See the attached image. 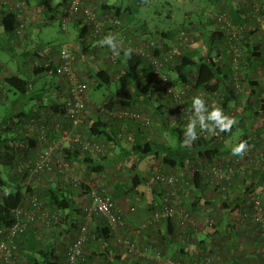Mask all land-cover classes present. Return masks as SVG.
I'll return each instance as SVG.
<instances>
[{"label":"trees","instance_id":"obj_1","mask_svg":"<svg viewBox=\"0 0 264 264\" xmlns=\"http://www.w3.org/2000/svg\"><path fill=\"white\" fill-rule=\"evenodd\" d=\"M27 1L29 4L31 3L30 0ZM48 1H36L44 24L50 23L54 18L53 14H49V10L52 8ZM67 1L61 0L59 5L65 7ZM147 1L117 0L115 4L105 1L103 5L106 8L102 5L101 7L106 11L115 13L122 19L125 27L131 30L130 34L135 36L136 39H141L142 36L139 37L137 33H142L146 36L143 39L160 44L161 49H157L155 53H159L162 49L170 48L179 31L183 29L187 30L193 39L191 44H195V47H191L192 45L183 46L176 58L167 63L166 70L169 76L178 88L189 86L187 105L194 111L193 100L199 97L198 91H204L214 94L219 98L220 106L232 116L235 123L229 131H220L214 122L208 121L209 130L207 137L199 136L193 140L186 134L188 124L185 123L184 117L178 114L170 95L161 87V83L153 74L148 60L133 51L123 50L116 65L107 63L105 67H101L91 73L89 76L91 80L89 86L90 93L91 88H93V91L100 90L103 87L108 88L109 92L100 93L99 96H96V102L94 103H101L111 109L129 108L139 111L145 110L152 117V125L145 126L141 121L135 119H116L96 109L99 115L86 127V134L103 141L106 146L105 152L100 155L88 154L82 153L77 148H73L66 149L65 155L71 162L72 159H77L80 155L86 157V160L89 162V167L87 166V168H90V172L85 175L91 176L95 172L104 171L108 166L102 159L108 153V149L111 146H120L119 157L122 159L134 157L136 160L134 161L135 163L131 164L132 172L129 177V186L123 185V181L121 182L123 186H126L128 192L135 191L139 186L148 181V177L138 171V163L147 157L158 160L164 169L162 171L164 173H180L181 169H190L193 166L200 165L202 160H213L214 157L223 155V151L225 150L224 141L231 136L233 131L243 126L240 137L246 136L248 128L244 125L245 119L248 117L253 116L256 119H260L264 125V92L263 95L257 98L254 96L255 91L261 89V85L264 87V82L261 78H258L261 70H257L259 71L257 74V71L255 72L251 68L253 67L252 63H256L257 61L260 69L264 66L261 45L257 43L258 40L254 43L255 32L249 31L243 33L241 39L243 57L237 69L238 74L236 75L232 63V53L229 51L225 33L216 22L217 14L227 11L233 23L244 24L248 21V9L239 4L237 0H216V3L219 5L215 14L204 8L200 12L201 14L192 17L188 15L195 10L200 11L202 7L201 4L192 2L193 5L185 10L188 19L184 20L178 26V29L175 30L157 24H149L146 17L137 16V13H140L137 12L138 8L147 3ZM166 4L171 9L170 17L173 11L172 1L168 0ZM196 6H199V8ZM112 7H115L116 10L112 11ZM193 7L198 9H193ZM140 18L141 23L146 25L143 32H137V30L141 31L142 29L139 25L135 26L134 22V20H140ZM22 20L18 18L15 12L0 8V27L4 36L2 41L0 39V46L3 49L6 48L10 52L11 57L17 55L15 46H23L22 43L28 41L30 38L32 26L29 20L26 25L25 36L24 34L22 36L18 34V27ZM88 29V26L80 28L79 39L82 40L79 41V44L87 42L83 39L86 37ZM199 40H201L202 45L197 46L196 44ZM87 49H91V46L88 45ZM23 51L22 55L27 57V60L21 68L27 71L28 61L39 58L42 47L39 46L38 49L36 48L32 52L28 49H23ZM29 55L30 57L32 56L31 59ZM125 58H130L133 61H125ZM11 69L13 73H4L3 84L5 87L3 89L0 87L1 104H6L13 112L12 114H6L0 123V186L4 191L2 201L0 202V225H9L13 221V210L23 202L25 193L36 192L40 199L46 202V205L59 209L64 214L61 219L54 221L50 228H46L45 225L35 227L33 224L28 223L29 227L20 236L19 252L21 261H23V264H66L67 245L71 241L77 225L83 218V204L87 203L85 201L87 197L86 185L81 184L75 187L64 176L55 173L42 174L40 177H35L32 183H27V172L21 173L17 169L20 161L29 159L31 154H36L40 151V145L36 139L29 138L20 133L18 128L23 127L28 118L34 115H46L45 118L49 122H52L55 114H65L63 108L64 100L60 102L57 100L50 101L49 97L48 103L43 104L42 101L46 94V89L42 88L34 93L33 98L37 103L30 110L18 111L14 107L16 105L14 101L9 100L10 91L27 94L36 82V80L31 79L32 74L46 76L45 78L56 74L51 69L36 66H31L32 72L30 75H23L12 67ZM236 78H238V82L241 84V89L237 87ZM61 82L65 87L62 79ZM114 84H116L115 90H112L111 87ZM65 90H67L66 87ZM204 102L207 110L209 112L212 111V106L208 100H204ZM238 106L242 107L244 111L240 112L237 109ZM124 126H126L125 128L128 127L126 131L123 129ZM195 131H197L196 127ZM246 142L249 144L254 141L250 138ZM4 169L7 170V178L2 175ZM181 178L178 182L181 192L183 191L181 190L182 184L186 187L193 185L195 187L193 192L197 193L198 189L202 192H199L195 196L196 198L194 197L193 203L188 202L183 193L187 209L196 216L195 209L198 207L200 199L203 200V193L211 185L214 187V191H217L218 187L211 184L208 177L200 172H196L193 175L186 173ZM106 184L110 183L106 181ZM105 192L108 191L106 190ZM246 194L247 191L243 193L242 197H245ZM242 197H239V200ZM96 220L97 225L94 228L96 238L92 239L85 249V262L88 264H96V262L103 264L105 261L112 263L113 260L125 262L126 260L123 259V255L115 253L113 250L111 251L114 247L115 251L118 252L114 234L107 227L105 220L98 216ZM215 222L213 219V224L207 225L213 227L215 226ZM195 224L182 226L176 218L162 219L142 229L139 235L142 237L140 243L142 246L147 245L150 250L161 249L166 255H170L174 241L181 240L178 239L180 238L181 228L184 231L191 230V232H194L195 227H197L194 226ZM200 227L198 226L197 228ZM181 241L184 242V240ZM183 246L182 250H184ZM209 252L207 250L200 257L182 260L200 261ZM126 256L133 264H144L147 262L129 254ZM170 256L175 258L174 255ZM119 261L115 264H119ZM151 264L153 263L151 262Z\"/></svg>","mask_w":264,"mask_h":264},{"label":"built area","instance_id":"obj_2","mask_svg":"<svg viewBox=\"0 0 264 264\" xmlns=\"http://www.w3.org/2000/svg\"><path fill=\"white\" fill-rule=\"evenodd\" d=\"M237 1L248 9L246 23H233L227 11H222L216 16L217 25L225 33L229 51L232 53V63L236 75L243 57L241 39L244 32H255L254 43L258 40L257 43L261 45L264 58V0ZM0 8L13 11L18 18L23 19L18 27V34L22 36L32 12L29 2L27 0H0ZM37 15L42 18L41 13L38 12ZM74 21H79L90 28L91 36L97 45L94 55L101 52L107 58L108 64L116 65L123 50L133 51L147 59L153 74L160 81L165 92L170 95L174 107L178 114L184 117L185 123L197 121L195 124L196 138L207 137L208 121H206V127H201L196 112L187 105L189 86L178 88L166 70L167 63L176 58L183 46L192 45L193 39L187 30L179 31L170 48L155 53L157 49H161L160 44L147 39H140V42L137 43L135 36L130 34L131 30L125 27L123 20L115 13L102 9L96 0H68L61 15V26L63 29H67L68 24ZM109 33L116 37L119 55L108 46L100 45V41ZM76 59V48L72 42L64 44L59 50H53L50 47L42 48L41 56L33 59L32 66L51 69L62 79L68 94L66 101L64 100L65 114H55L52 122L45 118L46 115H34L28 118L23 127L18 128L20 133L36 139L40 145L39 152L31 154L29 159L18 163V171L27 172V183H32L35 177H40L42 174L55 173L64 176L75 187L81 184L86 185L87 200L89 201L82 207L83 218L67 245L66 264H88L84 259L85 249L92 239L96 238L94 228L97 216L105 220L107 227L114 234L118 252L158 264H217L216 256L211 251L200 261H184L166 255L161 249L150 250L147 245L142 246L140 241L123 232L122 229L126 224L125 212L116 208L113 197L105 192L104 187L100 184L102 174L95 175L96 173H93L91 176H86L83 172L74 169L72 162L65 155L66 149L77 148L82 153L98 155L105 152L106 146L103 141L86 134V111L91 104L95 105L98 111L116 119H135L141 121L145 126H151L153 123L152 117L145 110L111 109L101 103H94L89 89L91 84L89 75L76 65ZM87 59L89 58H85V60ZM4 73L5 65L0 59V87L2 89L5 87L3 84ZM259 76L264 82V66L261 68ZM236 82L238 89H241L238 78H236ZM198 95L203 100H208L212 109L219 108L224 115L231 118V115L220 106L217 96L204 91H198ZM53 132L55 133L53 134ZM256 138L262 139L264 144V129ZM247 145L242 155H232V158L221 156L217 158L216 156L213 160H202L200 165L190 169H181L180 173L156 171L152 176V181L165 184L168 187L167 196L165 201L153 211L151 218L136 227V232L141 233L147 225L167 218H176L182 226L196 223V217L187 209L183 192L180 191L178 185L181 177L186 173L193 175L200 172L208 177L211 184L217 185L218 190L227 194L234 179L243 172V161H247L259 169L264 168L261 150L258 151L255 142ZM256 151H258L259 157ZM3 194V188L0 186V202ZM45 203L36 192H27L23 202L13 210V221L9 225H0V264H23L19 244L21 234L29 227L28 223L35 227L45 225L46 228H50L54 221L63 217V211L51 208ZM134 210L135 207L132 206L128 212ZM241 216L242 220L250 221L259 227L263 238L261 249L264 260V202L259 195L249 200L247 206L242 209ZM207 221L208 224H213L212 217H209Z\"/></svg>","mask_w":264,"mask_h":264},{"label":"crops","instance_id":"obj_3","mask_svg":"<svg viewBox=\"0 0 264 264\" xmlns=\"http://www.w3.org/2000/svg\"><path fill=\"white\" fill-rule=\"evenodd\" d=\"M30 8L32 9L31 12V19L30 24L32 26V29L44 24V21L38 17L37 13L41 12L39 11V6L37 5L36 1L38 0H30ZM99 5H102L105 1H107L110 4H115L117 0H96ZM35 5H34V4ZM123 6L124 3H122ZM64 6H62L61 14L64 10ZM111 10H116L115 7H112ZM50 14V12H49ZM245 14V13H244ZM51 15V14H50ZM135 26L139 25L141 27V31L137 30V32H143L144 27H146L145 24L141 23L140 20H134ZM138 22V23H137ZM74 24H80L83 26H86L85 24L80 23L79 21H74ZM32 31V30H31ZM30 31V32H31ZM198 33V32H197ZM2 30L0 27V39L3 40ZM135 35V34H134ZM141 39L145 38L146 36L141 34H138ZM84 43L79 42H72L74 43V46L76 48V65L83 69L89 76L92 72H95L97 69H99L97 66V63L99 62V59L97 57L99 55H102L104 58V63L107 65V58L100 52L97 55V45L94 39L91 36L90 28L88 29V33L86 37L83 39ZM135 41L138 43L140 42V38L135 37ZM27 43V44H26ZM35 41L32 40L31 35L28 41L22 43L23 49H28L31 52L33 50L38 49V46H35ZM46 43H41V47L44 49L47 47ZM39 45V44H37ZM90 45L91 49H87V46ZM83 46V47H82ZM191 47H195V44H193ZM8 48V46H7ZM35 48V49H33ZM0 52H8V50L5 48L3 49L0 46ZM11 56L10 52H8ZM230 57V56H229ZM29 58L31 59L32 56ZM28 58V59H29ZM85 58H89L85 60ZM3 61V60H2ZM125 61L132 62L133 60L130 58H125ZM4 62V61H3ZM32 66V60L30 61ZM5 65V73H13V70L10 66L7 65L6 62H4ZM253 67H251L255 72L257 70H261L258 61L256 63H252ZM28 68V67H27ZM259 71L256 73L258 74ZM28 72V70H27ZM30 73V72H29ZM44 75V74H43ZM45 78L46 76H42ZM51 83V88L47 91L44 96V99L42 101L43 104L48 103L49 97L50 101L57 100L62 101L65 100L68 96L67 91L65 90V87L62 85L60 77L53 75L50 77H47ZM258 78H261L258 75ZM32 80H36L37 78H32ZM264 87L261 85V89L255 91L254 96L257 98L260 95H263ZM93 88H91V97L93 102H96V96L92 93ZM249 92V90H248ZM35 103H37L35 101ZM41 103V102H40ZM51 103V102H50ZM233 105V104H232ZM239 111H244L242 107L238 106ZM30 110V109H29ZM44 110V108H43ZM18 111H24V108L19 106ZM252 111V110H250ZM99 114L93 104L90 105V108L86 111V124L89 126V124L97 117ZM51 116V115H48ZM234 117V116H233ZM232 118V116H231ZM86 126V127H87ZM211 126V125H210ZM246 128H248L246 136L241 138L233 137L231 136L224 141L225 150L223 151V155H220L221 157H228L232 158V148L238 145L241 141H249L250 138L253 139L255 144L258 146V151L261 150L260 153H262V157L264 160V144L262 142V139H257L256 136L260 134V131L264 129V125L262 124L260 119H256L255 117L251 116L245 119V125ZM123 127L124 131L127 130ZM241 128L238 129L240 134H242V128L243 126H240ZM110 128V127H109ZM131 129V128H130ZM129 131V130H128ZM239 134V135H240ZM156 137V136H155ZM247 137V138H245ZM158 138V137H156ZM257 152V156L259 157V153ZM116 146H111L108 149V153L104 155L103 162H106L107 159L111 160L116 159ZM219 156H217L218 158ZM107 158V159H105ZM101 160V158H99ZM136 161L135 158H124ZM123 160V161H124ZM151 159L149 157L143 159L138 163V171L146 175L147 182L139 186L135 191L132 190L130 192L127 191L126 186H123L121 182L123 181V178L127 181L129 184V177L131 175L132 169L129 162L126 160L123 164L119 163L120 166V174L118 172L115 173V175H109L108 168L106 167V171H108V175L105 174V170L102 172H95V175L102 174V178L99 181L100 184L104 187V190H111L112 196L115 192V205L116 208L121 209L125 213V220L126 224L124 228L122 229L126 235L130 236L133 239H137L138 241H141L142 237H140V233L136 232V227H139L144 222L148 221L153 211L158 208L166 199V192L168 190V187L165 184L162 183H155L153 184L150 182L152 179L153 174L156 171H164L162 166L160 165L159 161L156 160V164H152ZM135 163V162H134ZM243 172L234 179L232 187L230 191L226 193H222L220 190L214 191V187L211 185L204 193H203V200L200 199L199 204L197 205L195 211H196V224L194 226H201L200 228L195 227L194 232L184 231L181 228L180 238L181 240H176L173 243V249L170 255H174L175 258L179 259H189L191 257L197 258L200 257L202 253H205V251H211L215 254L217 259V264H264V260L262 257V235L260 232L259 227H257L255 224L251 223L250 221H244L242 220L241 211L244 209L249 200L252 199V197H255L259 195L261 199L264 202V168L259 169L258 167L254 165H250L247 161H243ZM72 165L75 170L83 172V174L89 173L90 168L89 162L86 160V157L79 156L77 159H72ZM130 165V166H129ZM112 171L115 172L117 169H113ZM122 176L123 178H120L119 176ZM113 176V177H112ZM151 177V179H150ZM106 181H108L110 184H106ZM103 182V184H102ZM118 186V187H115ZM129 186V185H128ZM185 189V190H184ZM195 187L191 185V187H186L182 184L181 190L185 194V197L187 198V201L190 203L194 202V197L199 194L200 190H197L196 192H193ZM247 191V194L245 197H242L243 193ZM202 193V192H200ZM239 197H242V199L239 200ZM196 198V197H195ZM239 200V201H238ZM246 202H245V201ZM87 203L89 200H86ZM247 203V204H245ZM85 204H83L84 206ZM134 206V211H129V208ZM249 206V205H248ZM209 217H212L216 222L215 226H208L207 219ZM97 221V220H96ZM97 223L95 222V227ZM212 225V224H211ZM191 232V233H190ZM205 240V241H203ZM144 241V240H143ZM184 245V246H183ZM182 246L184 247V250H182ZM111 249V248H110ZM100 250V249H99ZM118 253L120 255H123V259H125V262H120L119 260H113L112 263L109 261H105L103 264H115L117 261H119V264H133L130 260L127 259V256L124 255L121 252L115 251V248L113 247L111 251ZM102 251V250H101ZM65 260V258H64ZM57 261V260H56ZM157 264L154 261H147L144 264ZM59 263V261H57ZM99 262H96L98 264Z\"/></svg>","mask_w":264,"mask_h":264},{"label":"rangeland","instance_id":"obj_4","mask_svg":"<svg viewBox=\"0 0 264 264\" xmlns=\"http://www.w3.org/2000/svg\"><path fill=\"white\" fill-rule=\"evenodd\" d=\"M168 0H148L147 3L143 4L142 6H140L138 8L137 12H140L139 14L137 13V16H141L143 18H147L148 19V23L152 24V25H160V26H164L169 27V28H173V29H178V26L181 25V23L188 19V17H186V12L185 10H187V8L191 7L193 5L192 2H197L199 4L202 5L200 11H193L190 15L188 16H192V17H196L198 14H201L200 12H202V9H207L209 12L215 14L218 10V3H216V0H194V1H185V0H171L172 4H173V11H172V15L169 17L170 15V7L169 5H167ZM49 5L51 6V10H49L50 14L54 15L53 20L48 23V24H41L35 28L32 29L30 35L33 41H35V46H40L41 43H46L47 47L52 48L53 50H59L64 44H67L69 42H79L82 39H79V35H80V24H74L73 22H70L68 24L67 29H63L61 26V11H62V5H59V3L61 2V0H49ZM195 7V6H194ZM193 9H198L199 6H196L198 8H194ZM39 44V45H37ZM197 46L202 45L201 40H199L196 44ZM15 50L17 52V55L12 56L9 55L8 52H0V59L3 60L4 62L7 63L8 66L17 69V71L21 72L23 75H30L31 71V65H30V60L28 61V68L29 71H24L21 67L24 65L25 61L27 60V57H24L22 55L23 51V47L20 46H15ZM97 59H99V62L97 63V67L101 68V67H105V63H104V58L102 55H99L97 57ZM30 72V73H29ZM37 78L36 82L34 84V86L32 87V89L27 93V94H21V93H17L16 91H10V97L9 100L14 101V107H16L15 109H19V106H21L22 108H24V110L28 111L33 105H35V99L33 98L34 93H36L38 90H41L42 88H45L47 90H49V88L51 87V83L52 81H50L48 78H43L41 75H34L32 74V78ZM115 86L116 84L112 85V90H115ZM102 92H109L108 88H101L100 90H94L92 93L95 96H99L100 93ZM13 112L11 111V108L9 106H7L6 104H1L0 102V123L2 122V120L4 119V116L6 114H12ZM240 132L238 129H236L235 131H233L232 136L233 137H238ZM116 159H112L106 160V164L107 166V170L109 171V175H115L116 172H118L120 174V164H123L126 160L129 162V164L131 165L134 161L128 160L124 158L122 159L121 157H119V153H120V146H116ZM124 160V161H123ZM151 163L154 165L156 164V160H151ZM129 165V166H130ZM113 169H117V171L113 172ZM108 171L105 170V174L108 175ZM4 177L7 178L8 174H7V170L4 169L3 174ZM108 175V176H109ZM119 176V175H118ZM113 177V176H112ZM120 178H123L122 176H119ZM5 178V179H6ZM151 179V177H150ZM150 182L153 184L152 179L150 180ZM103 184V182H102ZM123 185H127L128 183L125 179H123ZM108 193L112 196L111 190H107ZM115 198V192L113 194V196Z\"/></svg>","mask_w":264,"mask_h":264},{"label":"clouds","instance_id":"obj_5","mask_svg":"<svg viewBox=\"0 0 264 264\" xmlns=\"http://www.w3.org/2000/svg\"><path fill=\"white\" fill-rule=\"evenodd\" d=\"M101 46H108L113 52L119 55L118 45L116 43V37L111 33L106 35L101 41ZM193 108L196 111L198 122L201 127H206V121L214 122L215 126L220 131H229L232 125L235 123L233 118L224 115L219 108H213L212 111H208L204 100L201 97H196L193 100ZM206 113V115H205ZM197 121H192L187 126V135L193 140L196 138L195 124ZM246 141H241L238 145L232 148L233 155H242L247 147Z\"/></svg>","mask_w":264,"mask_h":264}]
</instances>
